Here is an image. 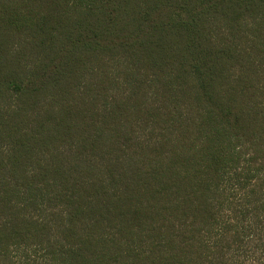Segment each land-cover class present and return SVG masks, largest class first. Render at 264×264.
<instances>
[{"label":"trees","instance_id":"obj_1","mask_svg":"<svg viewBox=\"0 0 264 264\" xmlns=\"http://www.w3.org/2000/svg\"><path fill=\"white\" fill-rule=\"evenodd\" d=\"M0 264H264V0H0Z\"/></svg>","mask_w":264,"mask_h":264}]
</instances>
